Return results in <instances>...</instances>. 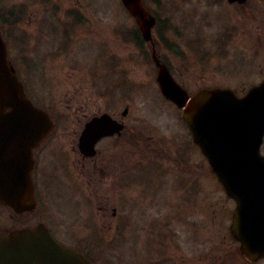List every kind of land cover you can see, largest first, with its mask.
<instances>
[{
    "label": "rangeland",
    "instance_id": "374dc122",
    "mask_svg": "<svg viewBox=\"0 0 264 264\" xmlns=\"http://www.w3.org/2000/svg\"><path fill=\"white\" fill-rule=\"evenodd\" d=\"M146 2L150 12L159 18L161 30H164L158 41L156 39L159 53L168 56L177 78L189 93L216 87L244 93L261 82L256 67L243 68L239 61L240 50H246L247 40L238 38L231 43L232 46L227 45L226 50L218 48L215 43L222 32L233 25L240 32L247 33L250 22L246 11L233 10L235 14L231 17L224 3L217 4L216 0ZM14 6L23 10L20 12L23 17L32 19L25 29L31 33L34 51L26 49V57H23L11 46L9 58L26 74L39 95L48 96L45 107L54 111L58 122L56 134L60 136L67 131L59 123L62 122L59 114L69 115L68 123L76 119L75 112L69 113L65 106L81 108L83 103H88L86 108L98 112L111 93V98L118 103L116 113L129 108L131 128L136 130L137 138L149 134L154 136L153 143L155 139L161 141L151 133L157 131L165 144L170 146L173 139L177 144L178 157H191L189 171L183 170L180 164L178 174L180 183L184 181V184L179 194L182 198L185 194L182 188L193 187L194 184L205 190L194 196L196 213L193 227L201 228L203 237L211 236L208 246L212 252H217L224 235L229 232L232 206L213 171L206 170L204 157L198 150L187 151L184 123L178 120V115L170 112L169 105L162 102L156 70L145 62L143 50L133 42L135 22L126 14L120 1L0 0V12H9ZM125 27L130 35L125 34ZM162 44L170 50L163 48ZM197 46L207 48L200 50ZM36 50H41L42 54ZM24 58L38 62L36 68L20 67L18 59L22 63ZM38 65H43V69ZM123 79L133 87L132 90L129 87V91L124 90L126 87L123 85L121 90L118 88L120 85L115 87ZM142 146H145L144 141L136 144L135 148L139 152ZM186 178L191 180L190 186L185 182ZM8 216V213L0 211V224L8 221ZM177 230L181 234L186 232L184 225ZM147 239L146 243L151 241L150 236ZM203 242L202 239L201 245ZM133 246L130 258L122 247L117 255L99 260L100 264H149L144 258L138 261L142 258V248ZM233 262L245 264L236 258Z\"/></svg>",
    "mask_w": 264,
    "mask_h": 264
},
{
    "label": "flooded vegetation",
    "instance_id": "af4514ba",
    "mask_svg": "<svg viewBox=\"0 0 264 264\" xmlns=\"http://www.w3.org/2000/svg\"><path fill=\"white\" fill-rule=\"evenodd\" d=\"M228 9L231 17L235 14L233 10L246 11L250 28L247 33L234 25L225 29L226 44L232 46L238 38L247 40L246 50H240L239 61L244 67H256L264 82V0H247L244 5L233 4ZM22 11L14 6L9 12H0V34L8 50L13 46L19 56L26 57V49L34 51L31 33L25 29L32 19L23 17ZM18 60L20 67L36 68L38 64L25 58L22 63ZM10 63L24 85L26 96L53 120L54 131L32 151L35 208L18 214L0 204V211L9 215L8 221L0 224V234L8 236L43 226L57 242L73 245L87 258V254L96 255L95 245L102 241L132 243L135 238L142 240L150 236L156 264H236L235 258L245 264H264V261L245 262L231 234L224 235L217 252H212L208 246L211 236L203 237V230L193 227L194 196L205 190L194 184V188H182L185 194L181 198L180 164L189 171L191 157H178L173 139L169 146L157 131L151 130L161 141L155 139L153 143L154 136L149 134L137 138L136 130L131 128L129 108L116 113L118 103L108 91L110 96L98 112L86 108L88 103H83L81 108L65 106L69 113L75 112L76 121L68 123L69 115L59 114L62 121L59 123L67 129L59 136L54 111L45 107L48 96L39 95L26 74ZM37 67L43 69V65ZM170 110L177 114L174 106ZM103 116H109L113 122L111 136L102 137L87 154L81 145L84 130L91 120ZM143 141L145 146L138 152L135 145ZM191 150L200 153L193 141L187 146V151ZM207 169L211 170L206 164ZM186 181L190 186L191 180L186 178ZM180 225L186 228L184 234L177 230Z\"/></svg>",
    "mask_w": 264,
    "mask_h": 264
},
{
    "label": "water",
    "instance_id": "95a60500",
    "mask_svg": "<svg viewBox=\"0 0 264 264\" xmlns=\"http://www.w3.org/2000/svg\"><path fill=\"white\" fill-rule=\"evenodd\" d=\"M122 1L143 25L145 12L140 0ZM170 86L172 91L164 90V94L184 110L196 142L208 156L228 194L237 200L233 232L243 242L241 251L249 259L264 258V158L260 155L264 134V84L242 100L222 90H204L189 100L178 87H172V82ZM0 104V124L9 127L7 132L12 133V140H24V136L30 134V140L37 142L51 131L48 117L26 100L22 86L8 67L1 39ZM7 109L9 113H5ZM251 130L257 138L251 139L252 143L249 137L243 141V134ZM247 148L252 152H247ZM15 159L19 157L13 155L10 160L15 162ZM5 160L0 154V201L13 208L29 204L33 197L30 179L2 173L4 165L10 162ZM36 236L41 234L18 233L9 239L1 238L0 264H89L49 237L42 241Z\"/></svg>",
    "mask_w": 264,
    "mask_h": 264
}]
</instances>
